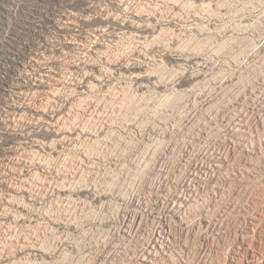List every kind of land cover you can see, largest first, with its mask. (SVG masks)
<instances>
[{
    "label": "rangeland",
    "instance_id": "374dc122",
    "mask_svg": "<svg viewBox=\"0 0 264 264\" xmlns=\"http://www.w3.org/2000/svg\"><path fill=\"white\" fill-rule=\"evenodd\" d=\"M148 1H150L149 5ZM148 1L0 0V84L4 80L8 81L9 78L10 81L12 78L11 82L15 83L16 81V84L21 81L19 84H22L23 86H21L25 90L31 88L33 86L31 84L36 82L34 74H31L30 77L23 75L18 80L13 79L6 73L7 69L12 68L7 59H10L11 62L14 60L16 62H20V60L34 62L32 55L34 56L38 52L45 56L51 55L54 58L69 51L72 57L71 61H92L91 63L96 66L95 73L89 74L90 76L82 74L81 67L84 65L75 69L70 68L73 74H67L69 77H75L76 74L78 78L75 77V81L80 84L89 82L91 84L94 81V84H91L94 87H92L90 97L96 96L94 97L96 107L92 112H88L89 117L78 109L76 96L64 83L65 86L60 85L64 87H60L62 90H60V97L62 98H59L58 104L53 101L49 102L43 96L44 94L41 96L36 92L37 95L33 92L30 93L31 103L35 105L31 104L32 107L39 108L42 105L39 106V103H45L46 106L42 105L41 109L46 118L35 120V123L29 117L32 116V111L26 108L28 118L26 116L25 119L28 121L30 119L32 122L31 126L26 129L27 131L19 123L12 125L9 130L3 128L5 133L0 135V154L9 151L11 147L18 146L20 142H29L34 138L43 142L45 140L46 143H55L59 138L56 132L57 126L53 124L52 126L46 122V119L51 115L55 117L60 115L59 117H61L63 114L66 116L67 112L76 111V117L72 118L75 125L71 121L72 119L69 123L71 126L68 125V128L70 127L68 132L72 136L75 135L76 140L72 141L70 138L67 149L58 148L52 154L55 158L52 155L44 157L48 158V162L46 161L48 165L46 164L45 168H40L36 174L37 178L41 176V179L43 178L47 182L46 189L42 191L36 189L33 195L19 194L18 200L25 204L26 209L19 210L14 207L13 210L18 209L16 211L21 220L17 222L7 217L8 219L6 218L5 222L0 224V264H14L15 261V264H132V251L136 252L135 254L138 256L143 252V245H146L152 238V233L159 227L160 219L167 213L168 203H172L175 192L177 193L182 188V180L186 178L182 176L184 173H180L182 170L188 174L190 168V171H193V166L196 163L201 166L206 162L205 165L208 167L207 164L213 157L212 154L221 156V154L229 155L230 153L232 157L234 156L233 158L239 161L235 160L237 164L241 163L239 160L241 157H246L243 154L239 156V152H241L239 147L244 143L240 142L237 137H230L228 127H225L228 126L229 121L231 123L228 124L233 123L232 125H234L248 120L245 123H249L254 128L259 124L257 121L260 120V117L261 119L264 117V0H212L210 13L213 15L203 14L195 20L196 25L192 24L194 21L190 20L192 17L190 18L187 14V10L184 9V11L180 7L177 8L174 4L173 6L162 0ZM181 1L179 2L181 3ZM131 2L134 8L139 5L146 6L147 11H150V8L155 15L157 12L158 18L153 16V28L144 34L148 37L146 39L151 55L160 51L165 52L163 56L159 57L160 61L148 63L150 66H134L133 69L136 72L143 73L145 86L139 82H131L122 76L119 77L117 73L106 71V69L99 71V68L105 65L106 56H97L95 60L90 57V52L84 53L79 49V45L67 44L69 39L72 40V37L73 40L74 38L88 39L89 37L95 40L96 38L92 35L96 34V30H101L99 33L105 35L103 40L111 45V51H109L111 63L130 65L133 62L131 59L133 58V48L137 46V43L133 42L134 39L129 38V35L117 39L118 42L109 39H112L110 35L119 30L122 20L127 18L123 17L130 15ZM172 6L175 7V10ZM175 12L180 14L179 18L175 17L177 16ZM163 17H166V20ZM70 18L75 20L76 24H72L73 27L67 26L66 20L68 21ZM188 25L189 28L184 27ZM69 35L70 37L67 38ZM103 40L100 42L105 44ZM178 51L209 61L206 69H203L204 71L202 70L200 75V78L204 76L202 79L205 78V81L200 78L197 82L187 79L188 75L192 72L197 74L199 70L193 66L192 68L191 66H182L183 73L182 70L179 71L181 68L176 59ZM23 57H26L25 60ZM58 64L61 65L62 62H58ZM58 64L56 65L61 70L66 67L65 64L61 66ZM184 68L188 71H184ZM189 72L191 73L189 74ZM33 96L35 97L33 98ZM48 103H51V106H48ZM43 107L46 108L43 109ZM0 114L2 117L5 115L1 112ZM44 119L45 121H43ZM233 148L237 151H233ZM231 150L235 155L233 152L231 153ZM38 155L41 157L40 153ZM38 155L36 157L39 158ZM44 155L46 156V152ZM257 155H259L257 151L251 153L253 162L257 163L256 169L251 168L252 171L250 169L247 172L250 176L246 174L244 178L242 177L241 180L239 178L233 184L235 188L233 193H229L221 199L216 197L218 198L217 202L206 201L203 203L205 208H210V215L196 214L191 216L192 218L190 217L187 223L179 226L174 225L173 235L177 234L174 235V240L188 242L194 249V251L192 250L194 253H188L189 259H191L188 264H231L229 258L238 251L239 245L234 237L232 239L231 235L227 236L224 233V228L232 226L233 221L231 220L241 212L240 210L243 211L242 206H248L250 214H246L247 221L243 219L242 222H235L237 224L235 227L239 231V236L247 235L243 238L255 239L254 251L256 253H254V258L252 256L245 258V260L249 258L245 263H264V224L256 228L255 234L252 231L253 228L249 229V217L254 216L252 214H264V156L257 157ZM27 164L30 165L22 164L26 165V167L23 166L25 169L23 173L29 176L31 172L35 174L36 166L32 162ZM22 165L20 164V166ZM4 178L10 180L11 176H4ZM194 179L191 180V184L197 185V180ZM59 186L62 188L59 189ZM165 186L167 192L170 190V196L167 195L169 202L164 200V204L157 200L156 195L158 190ZM67 197L69 199H66ZM135 215L140 217L143 215V218L147 219H143V222L146 223L141 226L135 223L134 225L133 217ZM123 229L129 230V235H127L129 237H124ZM24 240H29L30 244H34L33 250L20 248ZM184 255L187 256L186 253ZM249 261L250 263H248Z\"/></svg>",
    "mask_w": 264,
    "mask_h": 264
},
{
    "label": "bare ground",
    "instance_id": "6f19581e",
    "mask_svg": "<svg viewBox=\"0 0 264 264\" xmlns=\"http://www.w3.org/2000/svg\"><path fill=\"white\" fill-rule=\"evenodd\" d=\"M121 1V0H120ZM148 1V0H146ZM158 1V0H157ZM168 3H171L172 5L174 4L175 6L180 7L181 9H185L188 11L187 14H189L190 18L192 17V21H194L192 24L196 25L197 22L195 21L196 19H198L199 17L203 16V14H208L209 16H212L213 14L210 13L212 10V8L210 7L212 4V0H187V1H181V3L177 0H162ZM161 1V2H162ZM148 1V5H149ZM221 2V1H220ZM132 3V2H131ZM140 3V2H139ZM250 3V2H249ZM255 3V2H254ZM141 4V3H140ZM144 4V3H143ZM142 4V5H143ZM145 4H147V2H145ZM262 4V3H261ZM132 7H129L130 9V15L123 17L125 20H122L121 22V27L119 28V30H117L116 32L113 33V35H110V37L112 39H109L110 41H112L113 39L115 41L118 42L117 39H121L122 37H124V35H129V38H132V40L134 39L133 42L137 43L136 48H133V62L130 65H126V64H122V63H111L110 61V57H109V51L111 45L107 42L105 43V41L103 40V37L105 36L104 33H99V31L101 30H96L95 33L92 36H94L95 40H92L91 37H89L88 39L85 38H71L72 40H68L67 44H73L78 46L79 45V49H81L82 51L85 52H90V57L92 59L97 58V56H106L107 59L104 62L105 65H103V67L99 68L100 70H104L106 69V71H111L114 73H117L120 76L126 78L127 80H131L135 81L136 83L139 82V84H141L142 86H145L146 84L144 83L145 77L143 75V73L141 72H136L133 68L134 66H145V65H149L148 63H150L151 61H155L158 62L159 57L163 56V54L165 52H158L156 54H152L150 53L149 50V46L147 43V39H146V35L144 34V32L147 33L148 30H150L151 28H153V16L157 17V12L156 15L154 14L153 10H151L149 8L150 11H147L148 8L146 6H138V7H133V3L131 4ZM134 5L136 6V3H134ZM161 6V4H159ZM163 5V4H162ZM165 5V4H164ZM173 5V6H174ZM253 5V4H252ZM130 6V5H129ZM152 6V4H151ZM157 6V5H156ZM155 6V7H156ZM170 6V5H169ZM168 6V9L170 8ZM172 6V7H173ZM127 7V6H125ZM154 7V6H153ZM171 7V8H172ZM238 7V6H237ZM157 8V7H156ZM154 8V9H156ZM160 8V7H159ZM163 8V7H162ZM175 7H173L174 9ZM262 8V7H261ZM153 9V8H152ZM161 9V8H160ZM159 9V10H160ZM239 9V8H238ZM253 9V8H252ZM166 10V9H165ZM175 10V9H174ZM173 10V11H174ZM179 10V9H176ZM184 10V11H185ZM241 10V9H240ZM128 11V10H127ZM164 11V10H161ZM161 11H159L161 13ZM172 11V10H171ZM214 11V10H213ZM230 11V10H229ZM74 12V11H73ZM178 12V11H176ZM175 12V13H176ZM220 12V11H219ZM254 12V11H253ZM126 13V12H125ZM128 13V12H127ZM163 13V12H162ZM173 14V12H171ZM181 16L182 15V12ZM214 13V12H213ZM152 14V15H151ZM159 14V13H158ZM168 14V13H167ZM171 14V15H172ZM177 18L178 13H176ZM257 14V13H256ZM162 15V14H161ZM170 15V13H169ZM215 15V14H214ZM218 15V13H217ZM247 15V14H245ZM174 16V14L172 15ZM68 17V16H67ZM70 17V16H69ZM72 17V16H71ZM167 17V16H166ZM165 17V18H166ZM188 17V16H187ZM217 17V16H216ZM242 17V16H241ZM73 18V17H72ZM70 18V20H66V23L68 24V27H73L75 23V20ZM158 18V17H157ZM164 18V17H163ZM164 18V19H165ZM168 18V17H167ZM172 18V17H170ZM184 18V17H183ZM69 19V18H68ZM117 19V18H116ZM155 19V18H154ZM189 19V18H188ZM74 20V21H72ZM77 20V19H76ZM158 20V19H157ZM166 20V19H165ZM180 20V19H179ZM186 20V19H185ZM156 21V20H155ZM154 21V22H155ZM214 21V20H213ZM77 22V21H76ZM201 22V21H200ZM216 22V21H215ZM65 23V20H64ZM179 23V22H178ZM218 23V22H217ZM73 24V25H72ZM238 24V23H237ZM66 25V24H65ZM156 25V24H155ZM244 25V24H243ZM76 26V25H75ZM183 26V25H182ZM192 26V25H191ZM201 26V25H200ZM220 26V25H219ZM223 26V25H221ZM238 26V25H237ZM245 26V25H244ZM116 27V26H115ZM185 28H189L188 26H184ZM183 27V28H184ZM204 27V26H203ZM253 27V26H252ZM63 28V27H62ZM66 28V27H65ZM131 30H130V29ZM156 28V27H155ZM257 28V27H256ZM72 29V28H71ZM70 29V30H71ZM77 29V28H76ZM106 29V28H105ZM109 29V28H108ZM193 29V28H192ZM165 30V29H164ZM260 30V29H259ZM169 31V30H168ZM93 33V32H92ZM172 33V32H171ZM225 33V32H224ZM231 33V32H230ZM109 34V33H108ZM186 34V33H185ZM80 35V34H79ZM78 35V36H79ZM163 35V34H162ZM196 35V34H195ZM82 36V35H81ZM228 36V35H227ZM70 35L67 37L69 38ZM77 37V36H75ZM178 37V36H177ZM127 38V37H126ZM148 38V37H147ZM179 38V37H178ZM182 38V37H181ZM196 38V37H195ZM227 38V37H226ZM124 39V38H123ZM159 39V38H158ZM187 39V38H186ZM193 39V38H192ZM67 40V39H66ZM100 40H103L105 44L101 43ZM130 40V39H129ZM62 42V40H60ZM151 41V40H150ZM185 41V40H184ZM65 42V41H64ZM120 42V41H119ZM122 42V41H121ZM132 42V41H131ZM149 42V41H148ZM167 42V41H166ZM198 42V40H197ZM66 43V42H65ZM127 43V42H126ZM130 43V42H128ZM134 43V45H135ZM101 44V46H100ZM133 44V43H132ZM118 45V43H117ZM125 45V44H124ZM128 45V44H127ZM126 45V46H127ZM130 45V44H129ZM154 45V44H153ZM159 45V44H158ZM170 45V44H169ZM228 45V44H227ZM231 45V44H230ZM238 45V44H237ZM62 46V45H61ZM132 46V45H131ZM181 47V46H180ZM167 48V47H166ZM165 49V48H163ZM189 49V48H188ZM197 50V49H196ZM224 50V49H223ZM236 50V49H234ZM218 51V50H217ZM245 51V50H244ZM121 52V51H120ZM31 54V53H30ZM33 54V53H32ZM89 54V53H87ZM131 54V55H132ZM111 55V54H110ZM17 56V55H16ZM177 56V60L179 63V67L181 69H179V71H181L183 73V67L185 66H192L194 68L199 69L197 71V74L195 72H189L190 75H188L187 79L188 80H195L197 82V80H200L202 78H200L202 72L204 71L203 69H206L207 65L209 64L208 60H205L203 58H200L199 56H188L184 53H182V51H178L176 53ZM27 57V56H26ZM26 57H23L24 60ZM76 57V56H75ZM89 57V58H90ZM8 58V56H7ZM29 58V57H28ZM31 58V57H30ZM71 54L69 51L67 52H63L62 54H59L58 56L54 57L53 56H45V54H41V52L36 53V55H32V59L34 62H30V61H22L20 60V62H16L14 61H10V59H7V62L9 63V66H11V69H7L6 73L9 76H12L13 79H21L20 77H22L23 75H26V77H30L31 74H34L33 77H35L36 82H34L31 88H27V90H25L19 83L16 84L14 82H11V79L9 81L4 80L2 81L0 84V112L3 113L4 117H2V115L0 114V135L4 134L5 131L3 130V128H9L12 125H17V123H19L22 128L25 129V131H27L26 129L29 128L32 124V122L25 119V117L27 115V109H30L32 111V116L31 120H34L33 122L36 123L35 120L39 121L42 118H46L43 116V110L41 109L42 105L44 106L45 103H39V108H34L31 106V95L30 93H39L44 94L43 96L50 101L56 102L58 104L59 102V98L60 97V87H64V83H66V86L70 87L72 93H74L75 100L77 101V105H78V109L80 111H82L83 114H89L88 112H92L93 108L96 107V100L94 97L96 96H92L90 97V93L92 91V87L91 84L89 83H83L80 84L78 83V81L76 82V78H78V76L75 77H69L67 74H73L72 70H70V68H76V67H81V65H84L83 67H81V71L82 74L84 76H90L89 74H94L95 73V68L96 66L94 65V63L88 62V61H71ZM99 58V57H98ZM236 58V57H235ZM74 59V58H73ZM83 59V58H82ZM208 59V58H207ZM12 60V59H11ZM87 60V59H86ZM96 60V59H95ZM103 60V58H102ZM132 61V60H129ZM160 61V60H159ZM57 62V63H56ZM58 62H62V64H65L66 67L63 68L66 69L65 71L61 70L59 67H57L56 64H58ZM94 62V61H93ZM118 62V61H117ZM126 63H128V61H126ZM55 64V65H54ZM61 64V65H62ZM210 64H212L210 62ZM60 65V64H58ZM60 65V66H61ZM101 65V64H100ZM216 65V63H215ZM214 65V66H215ZM150 66V65H149ZM183 66V67H182ZM221 66V65H220ZM9 68V67H8ZM189 68V67H188ZM214 68V67H213ZM212 68V69H213ZM33 70V71H32ZM79 70V69H78ZM77 70V71H78ZM187 69L184 68V71H186ZM190 70V68H189ZM203 70V71H202ZM188 71V70H187ZM206 71V70H205ZM5 72V71H4ZM19 72V73H18ZM5 73V74H6ZM77 73V72H76ZM185 73V72H184ZM206 73V72H205ZM219 73V72H218ZM79 74V73H78ZM81 74V76H82ZM186 74V73H185ZM213 74V73H212ZM215 75V73H214ZM238 75V74H237ZM32 76V75H31ZM100 76V75H99ZM187 76V75H186ZM7 77V76H5ZM95 77L97 78L96 74ZM147 77V76H146ZM206 77V76H205ZM208 77V76H207ZM81 78V77H79ZM85 78V77H83ZM82 78V79H83ZM101 78V77H100ZM148 78V77H147ZM200 78V79H199ZM231 78V77H230ZM66 79H69L71 81H68ZM161 79V78H160ZM211 79V78H210ZM225 79V78H224ZM122 80V79H121ZM162 80V79H161ZM205 81V78L202 79ZM209 80V79H208ZM13 81V80H12ZM83 81V80H82ZM182 81V80H181ZM211 81V80H210ZM11 82V83H10ZM115 82V81H114ZM130 82V81H129ZM130 82V83H131ZM235 82V81H234ZM63 83V84H60ZM148 83V82H147ZM202 83V82H201ZM204 83V82H203ZM96 84V83H95ZM126 84V83H125ZM192 84V83H191ZM60 85H64V86H60ZM112 86V85H111ZM181 86V85H180ZM183 86V85H182ZM209 86V85H208ZM221 86V85H220ZM125 87V86H124ZM123 87V88H124ZM132 87V86H131ZM67 88V87H66ZM96 88V87H95ZM142 88V87H141ZM199 88V87H198ZM109 89V88H108ZM111 89V88H110ZM188 89V88H187ZM95 90V89H94ZM62 91V90H61ZM179 91V90H178ZM188 91V90H186ZM263 91V90H262ZM105 92V91H104ZM103 92V93H104ZM221 92V91H220ZM35 93V95H37ZM38 94V95H39ZM33 95V94H32ZM103 95V94H102ZM168 96V94H166ZM181 95V94H180ZM185 95V94H184ZM260 95V94H259ZM40 96V95H39ZM106 96V95H105ZM218 96V95H217ZM35 96H33L34 98ZM102 97V96H101ZM169 97V96H168ZM167 97V98H168ZM182 97V96H181ZM185 97V96H184ZM249 97V96H248ZM261 97V96H260ZM43 98V97H41ZM44 98V100H45ZM160 98V97H159ZM174 98V97H173ZM201 98V97H200ZM40 99V98H39ZM166 99V98H165ZM171 99V97H170ZM184 99V98H183ZM35 100V99H34ZM62 100V99H61ZM71 100V99H70ZM95 100V101H94ZM185 100V99H184ZM255 100V99H254ZM261 100V99H260ZM46 101V100H45ZM75 101V102H76ZM214 101V100H213ZM38 102V101H37ZM44 102V101H43ZM48 102V101H47ZM46 102V103H47ZM176 102V101H175ZM36 103V102H34ZM165 103V102H164ZM49 104V103H48ZM51 104V103H50ZM48 106H51V105ZM161 104V103H160ZM249 104V103H248ZM34 105V104H32ZM53 105H55L53 103ZM65 105V104H64ZM189 105V104H188ZM35 106V105H34ZM46 106V105H45ZM47 106V108H48ZM61 106V105H60ZM63 106V105H62ZM106 106V105H105ZM204 106V105H203ZM54 108L56 106H53ZM158 107V106H157ZM189 107V106H187ZM263 107V106H262ZM46 107H43V109ZM52 108V107H51ZM60 108V107H59ZM67 108V107H66ZM168 108V107H167ZM179 108V107H178ZM241 108V107H240ZM62 110V108H60ZM59 109V110H60ZM97 110V109H96ZM184 110V109H183ZM72 111V110H70ZM75 111V110H74ZM116 111V110H115ZM231 111V110H230ZM244 111V110H243ZM47 112V111H46ZM63 112V111H62ZM76 112V111H75ZM75 112H67L66 116L61 115V117H55L53 115H51V117L46 119V122H48L49 124H53L55 126H57V133L59 135V138H57V141L55 143H46L45 140L44 142L42 140H39L38 138H34L29 142H20V144L18 146H14L11 147L9 149V151L5 150L6 152H3L0 154V224L5 222V219L8 217L10 219H12L13 221H17L19 222L21 220L20 215L17 213L16 210H20V209H26V206L24 203L19 202L18 200V195L19 194H23L24 196L27 194L33 195L34 191L37 189L39 191L45 190L47 187V182L42 178L41 176L39 178L36 177V174L38 173L40 168H45L46 167V161L47 159H45L44 157H47L48 155H52L53 153H55L57 151L58 148H63V149H67L69 147V139L71 138L72 141L76 140V137L70 135V133L68 132V130L70 129V127L68 128V125L71 126L70 120L75 116ZM95 112V110H94ZM99 112V111H98ZM97 112V113H98ZM181 112V111H180ZM234 112V111H233ZM263 112V111H262ZM189 113V112H188ZM54 114V113H53ZM92 114V113H91ZM90 114V115H91ZM173 114V113H171ZM227 114V113H226ZM240 114V113H239ZM46 115V114H45ZM238 115V114H237ZM113 116V115H112ZM239 116V115H238ZM76 117V116H75ZM89 117V115H88ZM87 117V118H88ZM92 117V116H91ZM157 117V116H156ZM210 117V116H209ZM225 119V116H223ZM231 117V116H230ZM263 117V116H262ZM95 118V117H93ZM213 118V117H212ZM222 118V117H221ZM245 118V117H243ZM242 118V119H243ZM113 119V118H112ZM74 119H72L71 121H73ZM83 120V119H82ZM233 120V119H231ZM244 120V119H243ZM246 120V119H245ZM45 121V119L43 120ZM99 121V120H98ZM227 121V120H225ZM236 121V120H235ZM239 121V120H238ZM236 121V122H238ZM248 121V120H247ZM245 121V122H247ZM250 121V120H249ZM128 122V121H127ZM223 122V120H222ZM228 122V121H227ZM231 123V121H229ZM228 122V123H229ZM234 122V121H232ZM245 122L241 121L240 123L238 122V124H228V126H226L225 128L228 127V135L232 138H238V140L240 142H243L244 144L242 146H238L240 148L239 152V156L241 154H243L244 156H246L245 158L239 159L241 160V163H238L239 161L236 160V158H233L232 155L226 154V155H222L219 156H209L212 157L210 158V160L208 161L209 165L208 167L205 165H201L199 166L198 163L195 164L193 171L189 169L188 174L186 173V168H184L185 172H180V173H184V177H186L185 179L182 180L183 185L182 188L177 191V193L175 192V196H173V200L172 203H168V210L167 213L165 214V216L160 219L159 221V227L157 228V230H155L152 236V238L149 239V241L146 243V245H143L144 248L142 249V253L138 256L136 255L134 251H132V256L131 258L133 259L132 264H181L180 262H182L183 264H188L190 262L191 259H189L190 256H188V253H194L192 252V250L194 251L192 244L188 243V242H183V241H178L174 240V235H173V228L174 225L176 226V224L179 225H183L185 223H187V221H189L191 216H194L196 214L199 215H208L210 213V208H205L203 206V203H205L206 201H214L217 202L218 198H223L225 197V195L229 194V193H233L235 188L233 186V184L239 180L242 179V177L244 178V176L247 174V172H249V170L251 168H255L256 164L255 161L253 162V158L251 156V153H253L254 151H257L260 155V157L264 156V117L263 119L258 120L257 122L259 123L256 127L253 128V126H250V124H246ZM45 123V122H44ZM47 123V124H48ZM92 123V122H91ZM221 123V122H220ZM224 123V122H223ZM235 123V122H234ZM74 124V121H73ZM100 124V123H99ZM121 124V123H120ZM149 124V123H148ZM180 124V123H179ZM52 125V126H53ZM75 125V124H74ZM86 125V124H85ZM144 125V124H143ZM218 125V124H217ZM226 125V123H225ZM4 126V127H2ZM54 126V127H55ZM206 126V125H205ZM211 126V125H210ZM93 127V126H92ZM102 127V126H101ZM178 127V126H177ZM213 127V126H212ZM21 128V127H20ZM91 128V127H90ZM147 128V127H146ZM32 129V128H31ZM103 129V128H102ZM21 130V129H20ZM87 130V129H85ZM92 130V129H91ZM224 130V129H223ZM226 130V129H225ZM24 131V132H25ZM30 131V129H29ZM32 131V130H31ZM73 131V128H72ZM207 131V130H206ZM210 131V130H209ZM84 132V131H83ZM23 133V132H22ZM29 133V132H28ZM150 133V132H149ZM30 134V133H29ZM72 134V133H71ZM81 134V133H80ZM79 134V136H80ZM106 134V133H105ZM153 134V132H152ZM156 134V133H155ZM162 134V133H161ZM23 135V134H22ZM208 135V134H207ZM146 136V135H145ZM202 136V135H201ZM152 137V136H151ZM225 137H227L225 135ZM79 138V137H78ZM86 138V137H85ZM158 138V137H157ZM167 138V137H166ZM27 139V138H26ZM56 139V138H55ZM54 139V141H55ZM106 139V138H105ZM29 140V139H28ZM101 140V139H100ZM153 140V139H152ZM155 140V139H154ZM157 140V139H156ZM234 140V139H233ZM237 140V139H236ZM237 140V141H238ZM24 141V140H23ZM84 141V140H83ZM109 141V140H108ZM207 141V140H206ZM238 141V142H239ZM132 142V141H131ZM204 142V141H203ZM234 143V142H233ZM74 144V143H73ZM91 144V143H90ZM118 144V143H117ZM239 144V143H238ZM241 144V143H240ZM81 145V144H80ZM88 145V144H87ZM161 145V144H160ZM159 146V145H158ZM195 146V145H194ZM82 148V147H81ZM227 148V147H226ZM232 148V147H231ZM230 148V149H231ZM236 148V147H235ZM235 148H233V151L236 150ZM91 149V148H90ZM229 149V150H230ZM45 154L46 152V156L42 153ZM45 151V152H44ZM231 150V153L233 152ZM237 151V150H236ZM239 151V150H238ZM61 152V150H60ZM220 152V151H219ZM41 154L40 155L38 154ZM234 153V152H233ZM95 154V153H94ZM102 154V153H101ZM191 154V152H190ZM217 154V153H216ZM255 154V153H254ZM36 155L39 156L36 157ZM235 155V153L233 154ZM248 155V157H247ZM257 155V157L259 156ZM43 156V158H42ZM53 156V155H52ZM64 156V155H63ZM74 156V155H73ZM89 156V155H88ZM100 156V155H99ZM192 156V155H191ZM242 156V155H241ZM54 157V156H53ZM70 157V156H69ZM112 157V156H111ZM237 157V156H236ZM55 158V157H54ZM61 158V157H60ZM67 158V157H66ZM80 158V157H79ZM187 158V157H186ZM36 159H38V161H36ZM50 159V158H49ZM70 159V158H69ZM108 159V158H107ZM263 159V158H261ZM62 160V159H61ZM80 160V159H79ZM237 162H236V161ZM263 161V160H262ZM32 162L36 168H37V172L35 174H32V172L30 173L31 175H26L25 173H23L24 167H26V165H30L27 163ZM48 162V161H47ZM258 162V161H257ZM26 165H22V164ZM86 163V162H85ZM259 163V162H258ZM20 164L22 166H20ZM50 164V163H49ZM201 164V163H200ZM48 165V164H47ZM188 165V164H186ZM190 165V164H189ZM194 165V164H193ZM24 166V167H23ZM73 166V165H72ZM71 166V167H72ZM81 166V165H80ZM52 167V166H51ZM183 169V168H182ZM188 169V168H187ZM256 169V168H255ZM254 170V169H253ZM36 171V169H35ZM34 171V172H35ZM181 171V170H180ZM252 171V169L250 170ZM186 173V174H185ZM251 173V172H250ZM44 174V173H43ZM112 174V173H111ZM143 174V173H142ZM35 175V176H34ZM40 175V174H39ZM159 175V174H158ZM179 175V176H181ZM248 176H250L249 174H247ZM4 176H11L10 180H6L4 178ZM178 176V177H179ZM55 178V177H54ZM162 178V177H161ZM183 178V177H182ZM196 179L197 181V185H192L191 184V180L192 179ZM178 179V178H177ZM194 179V180H195ZM160 180V179H159ZM168 180V179H167ZM74 181V180H73ZM78 181V180H77ZM166 181V180H165ZM169 181V180H168ZM173 181V180H172ZM176 181V180H175ZM178 181V180H177ZM58 182V181H57ZM72 183V181H70ZM171 182V181H170ZM194 182V181H193ZM192 182V183H193ZM62 183V182H61ZM169 184V183H168ZM52 185V184H51ZM245 185V184H244ZM248 185V184H247ZM58 186V185H57ZM62 186V185H61ZM65 186V185H64ZM63 186V187H64ZM67 186V185H66ZM102 186V185H101ZM153 186V185H152ZM177 186V185H176ZM175 186V187H176ZM262 186V185H261ZM56 187V186H55ZM110 187V186H109ZM166 187V186H165ZM162 187L160 190H158L159 192L157 193V200L159 202H164V200L168 201L167 198L169 195V192H167V187ZM250 187V186H249ZM255 187V186H254ZM57 188V187H56ZM59 189H61L62 187H58ZM69 188V187H68ZM80 188V187H79ZM160 188V187H159ZM259 188V187H258ZM58 189V190H59ZM65 189V188H64ZM73 189V188H72ZM113 190V189H112ZM172 190V188H171ZM47 191V190H46ZM49 191V190H48ZM62 191V190H61ZM239 191V190H238ZM55 192V191H54ZM107 192V191H106ZM263 192V191H262ZM38 193V192H37ZM174 193V192H173ZM259 193V192H258ZM74 195V194H73ZM100 195V194H99ZM241 195V194H240ZM254 195V194H253ZM170 196V195H169ZM171 196V197H172ZM20 197V196H19ZM66 197V196H65ZM215 197V198H214ZM218 197V198H216ZM239 197V196H238ZM248 197V196H247ZM23 198V197H22ZM60 198V197H59ZM63 199H65L64 197H62ZM61 198V199H62ZM104 198V197H103ZM250 198V197H249ZM62 199V200H63ZM66 199H69L68 197ZM238 199V198H236ZM225 200V199H224ZM228 200V199H227ZM230 200V199H229ZM242 200V199H241ZM23 201V200H22ZM26 201V200H25ZM69 201V200H68ZM132 201V200H131ZM62 202V201H61ZM169 202V201H168ZM171 202V201H170ZM223 202V201H222ZM254 202V201H253ZM135 203V202H134ZM167 203V202H166ZM208 203V202H207ZM54 204V203H53ZM59 204V203H58ZM61 205V204H60ZM207 205V204H206ZM56 206V205H55ZM63 206V205H62ZM16 207L18 209H14L13 208ZM243 207V211L240 210L241 212L236 215L233 220V224L231 227H222L224 228V233L227 234V236L231 235L232 239L234 237L235 241L238 243L239 248L238 251H236V253L232 254L229 258L231 264H247L245 263V258H247L248 256H254V240L253 238L251 239H246L243 238L241 236H239V231L238 229L235 227V225H237L235 222H242V220H246V214H250L248 212V206L247 207ZM59 208V207H58ZM85 208V207H84ZM212 208V207H211ZM216 208V207H215ZM227 209V208H226ZM241 209V208H240ZM9 210V211H8ZM53 210V209H52ZM214 210V209H213ZM254 210V209H253ZM42 211V210H41ZM49 211V210H48ZM69 211V210H68ZM150 211V210H149ZM46 212V211H45ZM21 213V212H19ZM60 213V212H59ZM69 213V212H68ZM120 213V212H119ZM118 213V214H119ZM252 213V212H251ZM57 214V212H56ZM113 214V213H112ZM117 214V215H118ZM143 214V213H142ZM151 214V213H150ZM211 214V213H210ZM209 214V215H210ZM215 214V213H214ZM22 215V214H21ZM89 215V214H88ZM139 215V214H138ZM149 215V214H148ZM152 215V214H151ZM159 215V214H158ZM162 215V214H161ZM232 215V214H231ZM235 215V214H234ZM254 216L249 217L250 218V228H253V233L255 234L257 232V227L259 228V226L261 227V225L264 224V214H252ZM87 216V215H86ZM155 216V215H154ZM251 216V215H250ZM49 217V216H48ZM47 217V218H48ZM78 217V216H77ZM145 217V216H144ZM150 217V216H149ZM148 217V218H149ZM7 218V219H8ZM46 218V217H44ZM192 218V217H191ZM68 219V218H67ZM143 215L142 217L135 215L133 217V224L135 223L136 225H143ZM146 219V218H145ZM144 219V220H145ZM196 219V218H195ZM53 220V219H52ZM56 220V219H55ZM77 220V219H75ZM147 220V219H146ZM8 221V220H7ZM67 221V220H66ZM216 221V220H215ZM247 221V220H246ZM148 222V221H147ZM202 222V221H201ZM31 223V222H29ZM47 223V222H46ZM52 223V222H51ZM232 223V222H231ZM7 224V223H6ZM45 224V223H44ZM132 224V223H131ZM134 224V225H135ZM9 225V224H7ZM6 225V226H7ZM130 225V224H129ZM203 225V224H202ZM207 225V224H206ZM231 225V224H229ZM228 225V226H229ZM122 226V225H121ZM133 226V225H132ZM131 226V228H132ZM186 226V225H185ZM200 227V225H198ZM49 227V226H48ZM156 227V226H155ZM1 228V227H0ZM8 228V227H7ZM30 228V227H29ZM127 228V227H126ZM139 229V227H137ZM144 228V227H143ZM151 228V227H150ZM28 229V228H27ZM53 229V228H52ZM112 229V228H111ZM130 229V228H129ZM137 229V230H138ZM2 230V229H1ZM200 230V229H199ZM4 231V229H3ZM131 231V230H130ZM133 231V229H132ZM131 231V232H132ZM142 231V230H141ZM188 231V229H187ZM206 231V230H205ZM223 231V230H222ZM241 231V230H240ZM53 232V231H52ZM130 232V233H131ZM143 232V231H142ZM185 232V231H184ZM200 232V231H199ZM116 233V232H115ZM175 233V232H174ZM205 233V232H204ZM209 233V232H208ZM223 233V232H222ZM122 234L124 235V237H129L127 235H129V230L127 229H123ZM145 234V233H144ZM151 234V235H152ZM195 234V233H194ZM224 234V235H225ZM247 234V233H245ZM258 234V233H257ZM35 235V234H34ZM115 235V234H114ZM177 235V234H176ZM175 235V236H176ZM179 235V234H178ZM249 235V234H248ZM251 235V234H250ZM260 235V233H259ZM262 235V234H261ZM49 236V235H48ZM60 236V235H59ZM144 236V235H143ZM255 236V235H254ZM253 236V237H254ZM55 237V236H54ZM209 237V235H208ZM226 237V236H225ZM249 237V236H248ZM264 237V236H263ZM42 238V237H41ZM177 238V237H176ZM175 238V239H176ZM257 238V237H256ZM262 238V237H260ZM28 239V237H27ZM206 239V238H205ZM229 239V238H228ZM259 239V238H258ZM18 240V239H17ZM61 240V239H60ZM181 240V239H180ZM225 240V238H224ZM41 241V240H40ZM32 242V240H31ZM129 243V242H128ZM132 243V242H131ZM143 243V242H142ZM141 243V244H142ZM145 243V242H144ZM235 243V242H234ZM262 243V242H261ZM32 244V243H31ZM30 241H26L24 240L21 244V247L23 250H29L32 249L34 247V244L31 245ZM118 244V243H117ZM210 244V243H209ZM216 244V243H215ZM37 245V244H36ZM194 245V244H193ZM219 245V244H218ZM217 245V246H218ZM13 246V245H12ZM38 246V245H37ZM125 246V245H124ZM213 247V246H212ZM39 248V247H36ZM232 248V247H231ZM134 249V248H133ZM140 249V248H139ZM196 249V248H195ZM1 250V249H0ZM33 250V249H32ZM36 250V249H34ZM42 250V249H41ZM127 250V249H126ZM217 250V249H216ZM3 251V250H2ZM19 251V250H18ZM39 251V250H38ZM37 251V252H38ZM220 251V250H218ZM222 251V250H221ZM230 250L228 249V252ZM21 252V251H20ZM24 252V251H23ZM30 252V251H29ZM65 252V251H64ZM128 252V251H126ZM130 252V251H129ZM141 252V251H140ZM217 252V251H216ZM234 252V251H233ZM1 253V251H0ZM16 253V252H15ZM32 253V252H31ZM30 253V254H31ZM124 253V252H123ZM139 253V252H138ZM184 253L187 254V256L185 257ZM125 254V253H124ZM129 255V253H126ZM231 254V253H230ZM256 254V253H255ZM127 255V256H128ZM126 256V257H127ZM130 257V256H129ZM1 258V257H0ZM254 258V257H253ZM252 258V259H253ZM123 259V258H122ZM129 259V260H132ZM226 259V258H225ZM251 259V258H250ZM3 260V259H2ZM254 260V259H253ZM256 260V259H255ZM1 261V260H0ZM33 261V260H32ZM101 261V260H100ZM104 261V260H103ZM125 261V260H124ZM252 261V260H250ZM250 261L248 263H250ZM16 262V261H15ZM14 262V264H15ZM42 262V261H41ZM255 263L257 261H254ZM2 263V262H1ZM28 263V262H27ZM55 263V262H54ZM261 264L263 262H260ZM5 264V263H4ZM8 264V263H7ZM18 264V263H16ZM38 264V263H37ZM251 264V263H250ZM254 264V263H252ZM264 264V263H263Z\"/></svg>",
    "mask_w": 264,
    "mask_h": 264
}]
</instances>
